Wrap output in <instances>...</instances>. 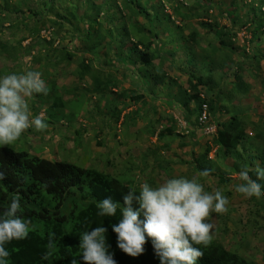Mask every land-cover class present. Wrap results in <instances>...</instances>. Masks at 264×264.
<instances>
[{
  "label": "rangeland",
  "instance_id": "374dc122",
  "mask_svg": "<svg viewBox=\"0 0 264 264\" xmlns=\"http://www.w3.org/2000/svg\"><path fill=\"white\" fill-rule=\"evenodd\" d=\"M130 1L0 0V78L40 72L47 89L62 97L67 116L51 120L50 102L28 98L32 118L46 117L48 128H30L5 148L94 169L137 190L145 182L156 187L174 177L195 178L229 200L227 213L210 219L213 241L249 264H264V196L246 199L235 191L245 167L264 168V138L254 130L264 123V29L261 20L251 22V0ZM234 15L243 22L232 27ZM131 38L161 45L150 75L135 63ZM191 76L205 83L197 88L202 101L218 96L208 123L213 133L198 125L199 103L184 107L197 93L187 85ZM94 79L102 92H95ZM238 82L243 92H234ZM139 94L142 101H130ZM185 114L193 123L184 122ZM231 115L250 125L237 151L226 154L213 137ZM205 169L210 175L201 177Z\"/></svg>",
  "mask_w": 264,
  "mask_h": 264
},
{
  "label": "trees",
  "instance_id": "16d2710c",
  "mask_svg": "<svg viewBox=\"0 0 264 264\" xmlns=\"http://www.w3.org/2000/svg\"><path fill=\"white\" fill-rule=\"evenodd\" d=\"M263 6L264 0H257L256 6L255 1L251 0L252 9L249 17L251 22L261 20L260 30L264 29ZM7 8L9 7L6 4ZM139 14L138 12L135 16ZM232 19V27L243 22V20L237 19L236 15ZM124 33L128 39L129 32L124 30ZM139 34L141 35L140 31ZM154 38H157L156 31ZM131 41L133 42V38ZM44 43L48 45L46 41ZM219 44L221 47L227 48L226 43L220 42ZM131 46H133L132 57H134L135 63L140 65V72L144 73L155 58L150 51L153 49V43L152 41L146 43L143 38H140L138 42L131 43ZM138 48L144 49V51H140ZM64 57L69 59L71 56L64 53ZM156 58H161L160 54ZM81 69L83 72H89L85 65H82ZM152 78L155 80V77L152 76ZM235 80L238 79L235 78ZM99 82L98 79L93 81L96 93L102 92ZM204 84L201 77L191 76L188 78L187 85H191V90L197 93L189 97L184 103V107L187 108L190 102L199 103L197 111L200 115L202 105L206 103L211 117L216 110L212 103L219 99H217L218 96H213L212 102L202 101L197 88L204 87ZM237 84L238 88L234 92H243L242 84L239 82ZM57 92L48 90L47 95L37 94L34 97L39 102L51 103L46 114L49 119L63 121L67 117L63 114L66 105ZM143 99V94L130 97L131 102H139ZM185 116L187 115L185 114ZM249 125L250 122H243L238 116L231 115L226 122L217 124L213 145L226 154L237 151L245 140V130ZM193 127L196 126L193 125ZM254 130L256 138H264V123ZM170 132L171 129H168V133ZM207 152L208 150L205 151V153ZM205 153L203 158H205ZM259 158L261 166L264 167V149L262 148L259 151ZM0 172H3L5 177L3 181H0V215L7 209L14 196L19 194L21 197L20 215L31 222L27 239L13 241L7 245L9 257L5 264H74V262L83 264L80 258L82 255V249L79 247L80 236L84 231H90L97 226L108 229L107 244L110 246L109 252L114 254L116 264H159V259L154 255L150 240L145 245L144 253L135 258L127 256L117 247V238L111 229L122 218L119 209L114 217L101 218L96 215L98 202L105 198L111 197L114 202L123 206L122 197L127 194L129 189L139 191L131 185L124 184L118 179L94 169L79 167L64 161H50L38 156H31L27 152H17L5 147H0ZM249 175L263 189L264 179L257 180L256 171L249 172ZM217 178L224 182L223 177L217 176ZM133 207L136 208L138 205L134 204ZM199 247H201L203 256L197 261V264H249L242 257L228 252L215 241H212L208 247Z\"/></svg>",
  "mask_w": 264,
  "mask_h": 264
},
{
  "label": "clouds",
  "instance_id": "9594fccd",
  "mask_svg": "<svg viewBox=\"0 0 264 264\" xmlns=\"http://www.w3.org/2000/svg\"><path fill=\"white\" fill-rule=\"evenodd\" d=\"M37 94H48L38 71L0 78V147L14 144L30 128L37 132L48 128L42 115L32 118L28 98ZM210 171L205 169L199 175L208 177ZM256 173L257 180L264 179V168L257 165ZM4 178L0 172V181ZM238 178L235 191L244 198L264 196V189L249 175L247 167ZM122 199L123 206L111 197L98 202L96 215L114 217L119 209L122 218L111 229L117 247L135 258L144 253L150 240L159 264H197L203 256L199 246L208 247L214 239L212 214L227 213L229 204L219 189L208 192L197 179L182 176L167 179L156 187L142 183L138 192L129 189ZM134 204L138 207L134 208ZM20 209L21 197L16 194L0 215V264H5L9 257L8 244L28 238L31 222L21 217ZM107 231L97 226L81 234L83 264H116L114 254L109 252Z\"/></svg>",
  "mask_w": 264,
  "mask_h": 264
},
{
  "label": "built area",
  "instance_id": "2783aa9c",
  "mask_svg": "<svg viewBox=\"0 0 264 264\" xmlns=\"http://www.w3.org/2000/svg\"><path fill=\"white\" fill-rule=\"evenodd\" d=\"M208 108L205 104L202 105V111L200 115L197 117V122L199 127L202 128L203 132H206L207 134L213 133L215 131V128L212 125H209L210 122V116H209Z\"/></svg>",
  "mask_w": 264,
  "mask_h": 264
},
{
  "label": "crops",
  "instance_id": "0c3cea01",
  "mask_svg": "<svg viewBox=\"0 0 264 264\" xmlns=\"http://www.w3.org/2000/svg\"><path fill=\"white\" fill-rule=\"evenodd\" d=\"M157 45V46H156ZM153 49H152V53H153V55L155 56V60H156V57H157V55L158 54H160V57H161V55H162V53H161V45H158V44H153ZM157 59H159V58H157ZM161 59V58H160ZM167 61V60H166ZM161 63H163V62H165V60H162V61H160ZM169 62V63H168ZM167 63H168V65H171V63H170V61H167ZM165 65V63H163V64H161V66H164ZM37 101V100H36ZM37 103H39V101H37ZM191 115H193V114H191ZM191 115H189V114H187V116H184L183 118H184V122H186V123H188L189 124V122H192L193 123V121L191 120L192 119V116ZM44 118H46V117H44ZM158 148H155V150H157ZM157 153V152H156ZM133 174H135L134 173V171H132L131 172V175H133ZM126 182V181H125Z\"/></svg>",
  "mask_w": 264,
  "mask_h": 264
}]
</instances>
